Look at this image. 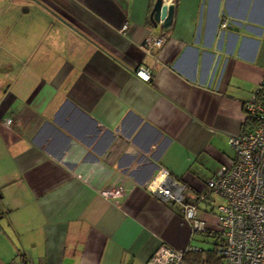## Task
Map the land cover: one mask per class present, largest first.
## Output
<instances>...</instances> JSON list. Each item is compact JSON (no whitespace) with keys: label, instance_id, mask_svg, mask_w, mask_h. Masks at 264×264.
I'll use <instances>...</instances> for the list:
<instances>
[{"label":"crops","instance_id":"obj_1","mask_svg":"<svg viewBox=\"0 0 264 264\" xmlns=\"http://www.w3.org/2000/svg\"><path fill=\"white\" fill-rule=\"evenodd\" d=\"M155 2L26 0L0 25V264H148L189 246L182 204L145 185L166 167L197 199L234 157L264 81V0H175L148 53Z\"/></svg>","mask_w":264,"mask_h":264},{"label":"built area","instance_id":"obj_2","mask_svg":"<svg viewBox=\"0 0 264 264\" xmlns=\"http://www.w3.org/2000/svg\"><path fill=\"white\" fill-rule=\"evenodd\" d=\"M165 2L176 3L175 0ZM159 24L163 27L162 31L151 33L142 44L148 53L162 49L168 41V26L163 24V19ZM227 25L229 21L223 20L222 27ZM129 27L126 21L120 31L126 33ZM135 71L144 80L152 78L150 69L145 65L138 66ZM260 88L264 89V81L245 106L248 116L256 118L255 127L231 136L230 144L235 155L208 179L206 192L200 193L197 199L189 200L185 184L166 167H161L145 185L164 202L182 204L184 217L191 223L192 232L207 227L206 220L199 217L200 202L209 198L211 193L222 197L223 201H213V206L217 211L226 264H264V99L258 97ZM185 250L186 247L163 243L147 263L182 264Z\"/></svg>","mask_w":264,"mask_h":264},{"label":"trees","instance_id":"obj_3","mask_svg":"<svg viewBox=\"0 0 264 264\" xmlns=\"http://www.w3.org/2000/svg\"><path fill=\"white\" fill-rule=\"evenodd\" d=\"M258 97L259 99H262V100L264 99V89L260 88L258 92ZM256 123H257L256 118L253 115H249L245 123V128L252 126L251 127L252 129L255 127ZM246 130H249V129H246ZM212 194L213 193L209 195V198L201 202H205L208 209L217 215V211L213 206V201H216V199L213 197ZM198 232L206 236L213 237L214 238L213 246L207 249L202 248V247L199 249L194 248L195 246L191 244V241ZM222 242L223 241L220 236L219 229L214 230V229L208 228L207 226L205 229H202V230H194L192 232L190 244L188 247H186V250L182 257V264L183 263H186V264H226V257L222 253V247H221Z\"/></svg>","mask_w":264,"mask_h":264},{"label":"rangeland","instance_id":"obj_4","mask_svg":"<svg viewBox=\"0 0 264 264\" xmlns=\"http://www.w3.org/2000/svg\"><path fill=\"white\" fill-rule=\"evenodd\" d=\"M26 0H0V25H6V16H9L15 9L16 12L23 14L25 12V6L22 4L25 3ZM4 22V23H3ZM206 188L207 184H206ZM186 193H188V188H186ZM213 197L216 199L215 202H222L223 198L220 196H217L216 194H212ZM214 238L206 236L202 233H197L192 241L191 244L193 246L199 247V248H210L213 246Z\"/></svg>","mask_w":264,"mask_h":264},{"label":"water","instance_id":"obj_5","mask_svg":"<svg viewBox=\"0 0 264 264\" xmlns=\"http://www.w3.org/2000/svg\"><path fill=\"white\" fill-rule=\"evenodd\" d=\"M175 15V4H167L165 0H156L151 13V21L157 26L160 20L163 19L165 26H170L173 23Z\"/></svg>","mask_w":264,"mask_h":264}]
</instances>
